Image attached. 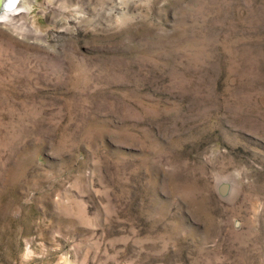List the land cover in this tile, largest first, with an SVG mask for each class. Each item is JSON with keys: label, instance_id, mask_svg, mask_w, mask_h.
Segmentation results:
<instances>
[{"label": "rangeland", "instance_id": "obj_1", "mask_svg": "<svg viewBox=\"0 0 264 264\" xmlns=\"http://www.w3.org/2000/svg\"><path fill=\"white\" fill-rule=\"evenodd\" d=\"M18 2L0 264H264V0Z\"/></svg>", "mask_w": 264, "mask_h": 264}, {"label": "bare ground", "instance_id": "obj_2", "mask_svg": "<svg viewBox=\"0 0 264 264\" xmlns=\"http://www.w3.org/2000/svg\"><path fill=\"white\" fill-rule=\"evenodd\" d=\"M24 12V7L21 5L20 2H17L15 6H12L11 8L6 9L2 13H0V23H10L12 19H14L16 16H21Z\"/></svg>", "mask_w": 264, "mask_h": 264}, {"label": "water", "instance_id": "obj_3", "mask_svg": "<svg viewBox=\"0 0 264 264\" xmlns=\"http://www.w3.org/2000/svg\"><path fill=\"white\" fill-rule=\"evenodd\" d=\"M17 2L18 0H0V13H2L6 9L11 8L12 6H15ZM228 187H229L228 184H223L220 188L221 193L225 194L228 190Z\"/></svg>", "mask_w": 264, "mask_h": 264}]
</instances>
